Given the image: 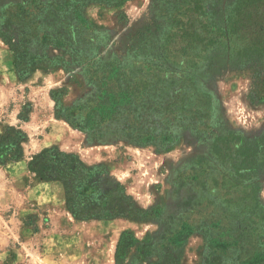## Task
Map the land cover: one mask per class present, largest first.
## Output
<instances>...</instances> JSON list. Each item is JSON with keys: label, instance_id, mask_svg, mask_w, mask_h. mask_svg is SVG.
<instances>
[{"label": "rangeland", "instance_id": "1", "mask_svg": "<svg viewBox=\"0 0 264 264\" xmlns=\"http://www.w3.org/2000/svg\"><path fill=\"white\" fill-rule=\"evenodd\" d=\"M233 1L122 0L82 8L88 27L79 33L81 47L102 63L133 70L152 64L159 69V82L154 76L149 79L160 89L152 95L157 102L178 87L169 86V71L186 73L206 95L194 98L192 108L200 112L186 115L183 122L166 111L157 116L163 123L155 128L161 126L178 138L164 150L115 135L92 138L69 125L55 112L54 92L64 90L57 98L70 106L91 91L81 67L69 56L71 47L47 43L45 53L68 65L52 64L19 80L12 52L0 37V133L6 126H18L26 137L23 159L0 165V264H149L162 254L169 234L179 245L180 264H202L204 240L197 231L210 226L212 218L240 215L250 195L248 183L259 185L256 195L264 211V167L249 181L238 169V147L264 135V101L257 100L264 95L247 68L237 70L238 65L230 63V42L226 50L213 53L205 46L202 29L196 40L181 37L178 30L191 15L193 2L207 8L213 2ZM51 2L63 0H0V16L18 4L33 8ZM223 17L218 13L214 21L221 23ZM46 147L75 154L88 166H104V185L121 184L145 218H74L65 207L62 186L40 181L27 169L30 156ZM124 231L137 243L152 241L153 253L141 261L134 244L117 251Z\"/></svg>", "mask_w": 264, "mask_h": 264}, {"label": "trees", "instance_id": "2", "mask_svg": "<svg viewBox=\"0 0 264 264\" xmlns=\"http://www.w3.org/2000/svg\"><path fill=\"white\" fill-rule=\"evenodd\" d=\"M121 1L63 0L35 4L33 8L18 4L1 13L0 37L12 52L19 80H26L36 70L52 64L68 65L63 58H53L45 53L42 48L47 43L71 47L69 56L81 67L82 77L91 91L81 102L70 106H64L57 98L64 95V90L54 92L55 112L69 125L92 138L115 135L137 145L153 144L164 150L177 143L178 138L161 126L155 128L154 124L163 123L157 116L166 111L174 121L183 122L186 115L200 112L192 105L196 106V97L206 95L190 82L186 73L169 71L166 75L171 76L169 86L177 83L178 87L168 91L166 99L163 95L157 102L152 95L160 89L149 79L154 80V76L159 82L156 74L159 69L152 64L133 70L119 63H102L97 55H91L81 47L79 33L88 27L82 8L91 3L113 6ZM192 7L186 8L191 12L187 20L180 21V36L196 40L198 30L202 29L207 34L203 38L207 41L205 46L213 53L226 50L225 45L230 42L231 48L234 47L230 63L238 65L237 70L247 68L256 89L264 95V0H234L224 5L213 2L207 8L202 2H193ZM218 13L224 16L221 23L214 21ZM257 100L264 101V98ZM25 138L18 126L3 129L0 133V165L23 159ZM238 148L242 159L239 176L249 181L257 169L264 167V135L254 142L244 141ZM27 169L40 181L62 186L65 207L74 218H145V212L134 207L121 184L104 185L102 178L107 173L104 166H88L75 154L46 147L30 156ZM246 187H249L246 194L250 195L246 196L248 200L240 215L230 213L223 220L212 218L210 226L197 231L204 240L202 264H264V211L256 195L259 185L250 182ZM170 235L166 237L162 254L156 255V261L149 264H180L179 245ZM130 244L137 248V258L141 261L153 253L152 241L137 243L127 231L121 233L117 251ZM156 245L160 246V243Z\"/></svg>", "mask_w": 264, "mask_h": 264}]
</instances>
